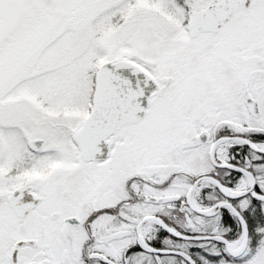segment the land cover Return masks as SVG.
I'll return each mask as SVG.
<instances>
[{"label":"snow or ice","instance_id":"6c2138e0","mask_svg":"<svg viewBox=\"0 0 264 264\" xmlns=\"http://www.w3.org/2000/svg\"><path fill=\"white\" fill-rule=\"evenodd\" d=\"M0 264H264V0H0Z\"/></svg>","mask_w":264,"mask_h":264}]
</instances>
